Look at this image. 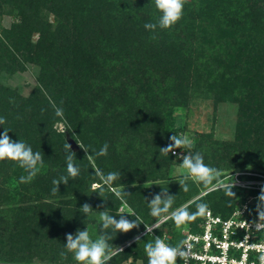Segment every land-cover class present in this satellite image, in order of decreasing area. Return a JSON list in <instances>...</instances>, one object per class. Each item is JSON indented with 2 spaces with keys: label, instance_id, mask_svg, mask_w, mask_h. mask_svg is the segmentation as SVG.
<instances>
[{
  "label": "trees",
  "instance_id": "1",
  "mask_svg": "<svg viewBox=\"0 0 264 264\" xmlns=\"http://www.w3.org/2000/svg\"><path fill=\"white\" fill-rule=\"evenodd\" d=\"M0 15L12 18L8 25L0 20V117L6 120L0 134L6 128L13 141L43 154L30 183L19 182L27 173L16 162L0 161V264H33L35 258L41 264H77L72 253L66 259L60 255L66 234L88 229L93 213L116 216L122 206L104 187L91 189L100 181L97 168L121 174L113 186L142 183L122 191L146 225L155 223L148 202L162 189L174 196L173 210L199 198L215 214L231 215L242 187L235 186V198H229L221 190L204 192L191 180L187 193L177 182L165 181L173 156L160 154V148L184 128V117L176 112L187 99L238 104L233 141L219 145L202 135L196 143L194 152L207 165L220 169L223 178L245 162L258 168L240 172L264 173V0H186L182 18L155 32L144 28L160 17L152 0H0ZM31 68L36 77L29 94L2 81L4 70ZM53 105L63 109V119ZM58 122L67 130L58 129ZM67 135L89 152L71 149L80 174L53 195L52 181L67 174ZM105 143L106 156L86 158ZM158 177L164 183L144 187ZM249 192L260 194L256 188ZM84 203L93 209L87 216L79 211ZM256 204L248 212L253 219ZM189 209L195 212L196 203ZM197 218L188 226L194 231L203 220ZM145 229L140 224L116 233L109 243L123 251L109 264H148L145 243L159 235L172 246L184 239L168 220L128 243Z\"/></svg>",
  "mask_w": 264,
  "mask_h": 264
},
{
  "label": "clouds",
  "instance_id": "2",
  "mask_svg": "<svg viewBox=\"0 0 264 264\" xmlns=\"http://www.w3.org/2000/svg\"><path fill=\"white\" fill-rule=\"evenodd\" d=\"M155 8L159 11L160 17L156 23H146L144 28L155 32L157 27L160 29H169L175 25L183 16V9L186 0H152ZM155 39V36L152 37ZM55 115L63 119V109L53 105ZM6 120L0 117V125H4ZM65 123L67 121L65 120ZM67 130V129H66ZM65 130V131H66ZM9 130L4 128L0 134V161L11 160L16 162L19 167L25 170L27 175H22L19 178L20 183H30L38 174L40 166L43 165V154L40 151L34 152L31 146L25 142L18 140L13 141L9 136ZM65 133V132H64ZM170 143L163 148H160V154L168 155L172 153L176 155V149H184L187 154H181L178 158L182 159L180 168L185 170V174L178 181L181 190L187 193L189 188L188 181L200 184L206 192L221 190L226 197L235 198L233 188L236 186L234 178L230 176L226 182L222 177L221 170L216 167L209 166L204 162V157L200 152H192L194 145L187 136L172 135L169 137ZM86 153L89 152L83 145L78 144ZM66 153V175L60 176L58 179L52 181L54 187L52 194L59 192V185L61 183L67 185L69 180H74L79 174L80 169L74 163L75 153L71 150V144L64 145ZM108 152V145L105 143L103 147L94 154L86 156L87 159L92 160L95 157L106 156ZM95 175L99 178L104 186L112 188V185L117 180H120L121 174L119 172H110L104 174L100 169H94ZM135 186V185H133ZM94 188L98 185L94 184ZM103 192V188L100 189ZM115 196L126 204L125 197L128 195L125 191H117L112 188ZM147 199V198H145ZM196 200L189 201L173 210L174 196L168 193V190L162 189L161 192L155 194L148 202L150 208V215L154 218L155 223L146 225L142 218L134 212H128L129 216H135V219L129 220L125 216L124 208L119 209V219L116 216L109 214L107 211H101L99 216L102 222V233L93 239L87 228L84 230H77L73 235L66 234V251L61 252L62 258H67V253H72L77 264H109V261L114 256L123 251L122 248L113 246L112 241L116 233H127L140 224H144L147 232H152L154 229H159L162 224L168 220H172L179 228L187 222L194 221L197 217L204 215L208 210L206 203L197 202ZM196 203V211L190 212L191 204ZM79 211L87 216L93 209L88 203H84ZM255 211L258 219L252 222V227L257 232H264V187L261 188L260 194L257 197V204ZM247 228L250 225L246 222ZM139 239V238H137ZM195 238L188 236L180 240L175 246L165 243L160 236H157L153 241L145 243L144 250L148 258V264H177V260H182L183 264H189L190 260L198 258L197 253L193 251V240ZM245 237V242L247 241ZM250 249L259 251L260 264H264V244H250L247 245Z\"/></svg>",
  "mask_w": 264,
  "mask_h": 264
},
{
  "label": "rangeland",
  "instance_id": "3",
  "mask_svg": "<svg viewBox=\"0 0 264 264\" xmlns=\"http://www.w3.org/2000/svg\"><path fill=\"white\" fill-rule=\"evenodd\" d=\"M0 20L2 21L3 25H8L12 18L10 16H1L0 15ZM37 37V34L34 35V38ZM35 71L34 69H29L27 71L21 72H10V70H4L3 76H2V81L6 86H13L17 89H20L23 91L25 94H29L32 85L35 83ZM6 89V88H5ZM178 105V104H176ZM181 105V106H180ZM179 106H177V112L179 115H182L184 117V128L180 129L177 131V136H187L192 142H193V149L191 150L192 152L195 151L196 148V143L198 142L199 138L203 135L204 139H208L210 141H215V143L219 142V145L222 141H230L235 138L236 136V123H237V117H238V104L234 101L230 100H221L220 98H214V97H193L191 99H187L186 102H181ZM56 127L60 130H65L66 126L64 122H58L56 123ZM206 134H210L207 138L204 136ZM67 142L71 144L72 150H77L79 149V142H77L72 136L67 135ZM222 148H225L222 147ZM221 149V148H220ZM176 155H173L171 163L166 166L168 167V179L165 181H175L178 183V181L183 177L185 174V170L179 167V165L182 163V159H179L178 157L181 154H187L186 150L184 149H176ZM233 152V151H232ZM234 153V152H233ZM241 155V154H236V156ZM240 157H237V159ZM256 167L255 165L249 164L247 162L243 164H239L238 168L229 170L230 174L229 176L224 177L225 181L227 182L232 176L233 178L235 177L236 174L240 175L243 174L242 172V167ZM258 168V167H256ZM167 168H165L166 170ZM220 170V169H219ZM244 171H252V172H259L261 174H264L262 171H257L252 168H246L243 169ZM239 171V172H237ZM227 172V171H226ZM250 176H254V174H249ZM241 176V175H240ZM256 177V176H254ZM261 178V177H259ZM154 182H146L144 187H149L152 185H160L164 183V180L162 178L158 177L155 180H152ZM190 181V180H189ZM17 182L13 181V186L16 185ZM96 184L98 187L94 188L93 185ZM179 184V183H178ZM135 185V186H133ZM142 183L138 182L136 184H125V185H118V186H113L112 188H115L117 191H122V190H131L133 188H137L141 186ZM264 186V184H262ZM101 187H104V189L113 192L112 188H109L107 186H104L101 181H94L91 184V189L92 190H97L100 189ZM240 187V186H238ZM251 188L246 187L240 189L239 195L237 196L238 200L236 205H238L242 199H251L253 205L257 201V197L253 196L249 190ZM204 192L206 191L203 189ZM259 192L261 189H256ZM202 192V193H204ZM114 193V192H113ZM201 195V194H200ZM124 208V212H134L135 211L132 209V207L126 202V204H122ZM120 207V208H121ZM180 207V206H179ZM119 208V209H120ZM118 209V213H119ZM190 212H194L189 209ZM100 213L95 212L93 213L92 217L94 218L93 222H90L88 225V231L90 233V236L93 239H96L100 234L98 231V226L99 223L101 222L100 220ZM136 214V213H135ZM196 221L198 218L195 219ZM194 221H190L182 225L181 227H177L175 225V229H177L179 232L182 233L183 229L185 227H188L189 225L192 226ZM175 224V223H174ZM168 228L166 227L165 231ZM171 235V234H170ZM160 236V235H159ZM33 264H41L39 259L35 258L33 261Z\"/></svg>",
  "mask_w": 264,
  "mask_h": 264
},
{
  "label": "built area",
  "instance_id": "4",
  "mask_svg": "<svg viewBox=\"0 0 264 264\" xmlns=\"http://www.w3.org/2000/svg\"><path fill=\"white\" fill-rule=\"evenodd\" d=\"M242 173L254 174L256 177L240 179L236 174L234 177L236 186L256 189L264 187L262 185L264 184V174L252 171ZM251 203L252 201L249 198L241 201L228 217L215 214L211 209H208L202 215L203 220L199 224L200 230L194 231L189 227H185L182 231L184 239L188 236L195 238L193 240V251L198 256V258L190 260L189 264H260L259 251L250 249L247 246L250 244H264V232H257L251 226L252 222L258 219L249 217L248 212ZM246 222L250 225L249 228H247ZM146 233V229L141 231L128 243ZM245 237L248 238L246 242ZM161 239L168 243L165 238ZM177 264H183V261L178 259Z\"/></svg>",
  "mask_w": 264,
  "mask_h": 264
}]
</instances>
